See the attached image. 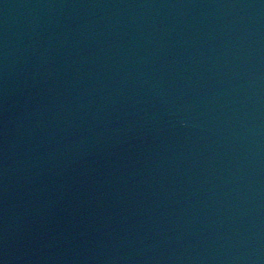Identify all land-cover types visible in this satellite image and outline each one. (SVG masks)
I'll return each instance as SVG.
<instances>
[{
  "label": "water",
  "instance_id": "obj_1",
  "mask_svg": "<svg viewBox=\"0 0 264 264\" xmlns=\"http://www.w3.org/2000/svg\"><path fill=\"white\" fill-rule=\"evenodd\" d=\"M8 1V0H6ZM45 2V0H42ZM144 0H128L127 2L123 3L121 2V6H114L112 2H105V7L108 8V14L106 16V21L100 23L95 30H93L91 35H95V38L97 39V43L94 44L92 42V38L89 35V42L85 48H88L87 50L80 49L81 46H83V39L81 38L80 31L76 34V43L74 45L71 43L69 45L68 50L60 49V55L59 50L57 48L56 42L53 40L51 43L42 42L41 44L45 47L47 50V58H44L42 60H45L44 64H48L52 62L53 64L63 66V68H60L61 74H70V72H74L75 70L78 73H82L80 67V63L85 61L94 60L96 61V55L107 52L110 48L108 44V41L103 37V33H101L103 27L106 25L107 21L110 25H116L118 22L121 24V28L117 31L116 39L122 38L124 39L129 45L127 46L126 50L127 52L130 51L132 53V56L136 58H142L147 56H153L155 57L154 67L155 69H164V70H176L180 69L183 70L190 61V49L185 47V44L189 43L190 48L193 49L194 46V40L191 39L192 35L194 36V33H198L200 35H204L207 32H211L213 30L211 17L212 15H218L220 16V12H210L212 9V6L225 0H147V2L142 3ZM230 1V0H228ZM234 2H236L234 0ZM11 5V3H9ZM5 3L0 0V84L2 83L1 73L3 70L7 69L8 66L14 64L15 56L13 54H3L2 51L6 49L5 47L9 48L8 51H10L11 48L17 47L19 49L21 40L23 43L27 42L26 39L29 38L30 34H32L33 27H37L35 23L32 21V19L29 17V13H25L23 15L22 20H17V18L13 15L15 14L14 8L7 9L4 8ZM45 4H42V7H44ZM39 8V7H38ZM264 9V8H263ZM29 18V19H28ZM43 18V12H40L38 16L36 17V22H39ZM14 19V20H11ZM50 19V18H49ZM51 20V19H50ZM82 22L87 21V16L81 17ZM256 22V25H259L261 23V20H256L255 17H253V22ZM263 21V20H262ZM44 22V21H43ZM20 23V24H19ZM42 22H40L39 26ZM73 24L74 21H70L67 19H63L60 21L59 19L56 21L57 26L65 28L68 26V24ZM77 23V22H76ZM252 23V21H250ZM7 24H19L17 28H14L15 25L8 27ZM28 25V26H27ZM56 25L55 27L58 28ZM82 29V28H81ZM259 30L261 33L259 34ZM252 28V30L249 31L250 33H254L256 38V42L258 43H264V25L262 24L260 27ZM64 31V30H63ZM82 31L87 32V30L82 29ZM114 31V30H113ZM233 36V32H230L228 35V38H226V41L228 44L233 42L231 40ZM63 38V36L61 35ZM186 42L185 43V40ZM104 45H108L104 46ZM79 48V49H77ZM55 50L58 51L55 52ZM111 50V49H110ZM70 51V53H69ZM101 53H99V52ZM68 54L69 56L65 58V55ZM260 55V54H259ZM264 55V53L262 54ZM94 56V57H93ZM261 57V55H260ZM43 65V64H42ZM41 65V66H42ZM248 65H252L254 68L260 67L264 70V56L261 58L253 57L251 58V61H244L240 65L239 69L242 70L240 73V77L243 75L247 80L246 84L243 86V89H248L249 85L247 84L249 80H254V78L258 75H255V73H251L249 70V73L244 71ZM6 67V68H5ZM249 68V67H248ZM9 69H11L9 67ZM12 74H14L12 77L9 75L8 78H6L5 85H11L13 82H15V79L19 78L20 75L25 74L23 72L26 71H18L17 67L13 65V68L11 70ZM34 75L32 78L29 74V80H32L33 78L43 76V74H46L48 71L41 70H34ZM22 73V74H21ZM239 73V72H238ZM54 75H57L56 72L53 73ZM242 74V75H241ZM251 77V78H250ZM41 78V77H40ZM44 79V77L42 78ZM199 81L204 80V77L197 78ZM210 80V79H209ZM133 79L130 81L128 80L126 84H129ZM168 81V79H167ZM96 79H86L84 80V83H91V85L95 88H97V82ZM215 81L210 82L209 86H213ZM95 83V84H94ZM18 85V84H15ZM82 86V84H81ZM231 86V85H230ZM1 87V86H0ZM129 88H133L130 86ZM128 88V89H129ZM2 89V88H0ZM163 89H161L162 92ZM213 90V88H212ZM84 91V90H83ZM164 92V90H163ZM79 93V92H78ZM130 91L128 92V94ZM168 94V92H166ZM217 93H221L219 90H215L214 92H210L208 95L204 96V101H206V104H203L200 102L198 105V108L193 110L194 108L189 105V103H185L182 107V121H183V130H184V138L180 136L178 139L175 138L176 141L174 146L178 149L183 150V155L180 157V163L178 165L187 163V166H189L193 161L194 158L197 157L198 153L200 152V142H201V136L203 131H205V126L208 124V118L210 117L213 110L212 107L214 104H217L216 95ZM134 94V93H132ZM136 94V93H135ZM166 94V95H167ZM165 95V96H166ZM2 94L0 93V98ZM48 104L50 107L60 105L62 102H64L65 107H67L66 115L65 114L60 115L63 117L59 120V122L56 120L54 125L51 124V119L48 118H42L43 114H47L45 111H40L34 114V116L31 114V112H28L27 117H29L30 121L28 122V128L33 126H45L47 129V135L51 134V131L54 129H58L59 132H62L65 136H62V142L66 143L67 145L73 144V139L75 138L74 146L71 148L69 147L70 151H67L65 154H68L66 159L65 157H62L60 159H57L55 161L49 162L50 166H57L60 169H56L55 172L57 176L63 178L62 182L64 185L57 188V190L61 191H67L72 190V187H75L76 184H80L82 188L80 189H86L85 193H91L96 191L98 195H102L99 193V190L101 187H94L92 181L96 182L97 180L101 179V174H98V171H100L103 167H116V165H113L115 162V155L120 154L123 152V148H127V139L129 136L122 134H119L118 132H113L112 127L109 129V125H113V127L117 126L118 130H125L127 128L126 125H131L129 122V119L126 121V117L131 116L130 109H125L121 115L125 116V119H123V123L120 120V117H117V112L114 107L110 105V107H101L97 112H95L94 115H84L81 119L84 120L86 117L88 119L90 118V122L87 124L88 128L84 130L82 133L81 131H78V128L74 126V123L76 121V118L74 116V109H77L79 111L88 112L90 109V106L85 98H80L77 96L74 100V109H71V107L67 106L69 103L65 102L63 98L60 97L59 92L57 88H53L50 90L49 93L46 94V97ZM33 102H36L37 100L39 103L41 102V99L33 98ZM32 102V103H33ZM132 102L136 105H133L137 109L139 108V104H137L136 100L128 101L127 99L123 100L121 104L128 105L127 103ZM207 103H209L207 105ZM211 103V104H210ZM46 105V106H47ZM17 103L13 104V108L16 109ZM8 114L12 115L11 111L8 109H4ZM80 112V114H81ZM141 113H143V117H145V113L140 110ZM73 113V115H72ZM189 116V121L186 123L185 116ZM72 121V122H71ZM74 121V122H73ZM2 123V122H0ZM34 123V124H33ZM73 123V124H72ZM144 128L147 129L148 123L143 121ZM173 122L172 124H174ZM32 124V125H31ZM171 125V123H170ZM187 125L190 127L191 131L188 132ZM169 126V124H168ZM72 130V135L74 136H67L64 131L65 130ZM149 129V128H148ZM36 130V129H35ZM172 128H168L167 131H171ZM78 133V134H77ZM130 133L133 134V137H139L141 135L140 128L135 129L134 127H131ZM179 135V134H178ZM53 144H55L56 140L52 141ZM81 147V149H80ZM176 148V149H177ZM116 149L115 154L113 153V150ZM131 150H133L132 155H135V148L131 147ZM177 149V150H178ZM114 154V155H113ZM44 157L47 158L45 155ZM126 157V154L124 155V158ZM48 161V160H46ZM137 162V161H136ZM119 167L121 169L123 168V163L119 162ZM140 163V162H137ZM136 163V164H137ZM168 163V161L164 158L163 155H158L155 160H153L151 163H149V166L151 168H148L147 164L145 163L143 168L137 172L141 178H145V184H144V190L146 191V197L149 201H145L148 203L149 207L147 209L155 210V208H158V203L161 201V206L165 203V209L170 210L171 207L174 205L176 192L178 191V184L174 182H178L180 179H177L176 181L170 182L167 181V179L163 178L166 173V171H162L165 167L161 165H165ZM110 171V168H109ZM119 171V170H118ZM148 171V172H146ZM151 171V172H150ZM111 173V172H110ZM112 174V173H111ZM134 176L133 178L126 179L121 185L118 186L117 190H120L123 192V195H118L117 192L115 194H106L111 196V201L114 202L115 208L112 209L113 217H114V230H118L121 228H125L126 223H130L133 221V218L135 216L136 211L138 210L139 206L143 204V200H137L136 197L128 196V201L121 207L119 205L120 199L122 197H125L127 193L133 192V186L136 183L135 180H138L140 177ZM144 176V177H143ZM141 180V179H140ZM139 181V180H138ZM85 186H87L85 188ZM14 190L16 189L15 185L13 186ZM13 190V189H12ZM23 189L20 188V191ZM79 194V188L74 190V194H68L66 201L69 203L72 202V200L75 198V196ZM22 195V194H20ZM80 195V194H79ZM105 195V196H106ZM91 198V197H90ZM153 198V199H152ZM84 199V197H83ZM79 201V202H78ZM79 204L82 203V206H84L85 209L87 207H90V203L87 202H81L80 203V196H77L75 198V201H73V204ZM138 202L140 205H138ZM22 208L15 213V215L12 216V221H17V215L19 213H22L21 216H23L22 220L20 221V228L23 231L22 233H18V236H22L24 242L28 239V236L24 235L27 232L32 231L35 233L36 230H43L46 231V229L49 226V221L51 220V216L48 214L46 216L40 215H29L27 216V211H29L28 207L30 209H33L31 206H27L26 204H22ZM11 210H15L14 208H11ZM90 210V209H89ZM150 211V210H149ZM37 212V211H36ZM90 214V211L87 212ZM140 213H142L140 211ZM108 215V214H107ZM98 213V217L94 223L97 230H101L105 228V225H101L100 221L104 216H107ZM26 218V219H25ZM109 219L108 216L106 217V220ZM111 219V218H110ZM157 219L153 218L150 220V224L148 223L147 229L148 236L151 238L153 230L158 226ZM155 224V225H154ZM31 225V226H30ZM111 224L108 227L107 230L109 233H111L110 230ZM96 230V231H97ZM112 231V232H113ZM19 232V231H18ZM114 234V232H113ZM21 239L16 238L15 242L20 243ZM147 237L148 239H150ZM11 238V237H10ZM146 240V239H145ZM145 240L142 241L141 244H137L136 246L132 247V244H129V248H131V251L133 254L136 255H144L147 254V252L151 249V246L155 243L152 241L150 243L148 240L145 243ZM23 242V241H22ZM150 243L149 246L145 247L146 244ZM125 246V245H123ZM10 246H8L9 248ZM68 247V246H67ZM145 247V248H144ZM7 248V249H8ZM129 248L120 249L124 250L121 252V254H125L126 251L129 250ZM148 249V250H147ZM10 250V249H8ZM70 251V250H69ZM130 251V252H131ZM39 252L43 255V251L39 247ZM66 254V253H65ZM41 255V256H42ZM52 253L48 255H43L42 257H45V263L44 264H61L58 260H55V263L52 261ZM79 256V254H77ZM120 255V254H119ZM41 256L39 254H28L26 251L17 254H14L12 257L14 260V264H42L40 263V260L36 263V259H40ZM50 256V257H49ZM71 256V255H70ZM49 257V258H48ZM70 259V258H69ZM11 264V263H10Z\"/></svg>",
  "mask_w": 264,
  "mask_h": 264
}]
</instances>
